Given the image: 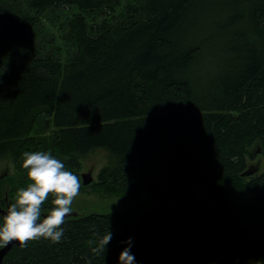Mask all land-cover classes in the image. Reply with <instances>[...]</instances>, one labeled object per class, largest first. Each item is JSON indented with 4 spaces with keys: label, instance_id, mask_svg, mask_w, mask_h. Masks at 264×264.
<instances>
[{
    "label": "trees",
    "instance_id": "1",
    "mask_svg": "<svg viewBox=\"0 0 264 264\" xmlns=\"http://www.w3.org/2000/svg\"><path fill=\"white\" fill-rule=\"evenodd\" d=\"M6 1L0 158L21 171L0 173V209L31 183L23 153L43 147L73 174L90 150L108 149L116 163L93 187L146 191L158 206L66 217L59 243L14 244L1 264H120L129 238L135 264H264V169L241 175L257 154L264 160V0H29L28 10ZM49 9L71 15L57 24L74 50L65 62L35 38ZM41 116L52 125L46 141ZM197 185L218 212L190 201Z\"/></svg>",
    "mask_w": 264,
    "mask_h": 264
},
{
    "label": "rangeland",
    "instance_id": "2",
    "mask_svg": "<svg viewBox=\"0 0 264 264\" xmlns=\"http://www.w3.org/2000/svg\"><path fill=\"white\" fill-rule=\"evenodd\" d=\"M28 1L29 0H7L6 3H13L12 6L15 7V9L28 10ZM68 16L71 15L67 11H53L52 9H49L48 13L44 12L43 14V17L45 18H41L35 26V38L42 50L49 53L54 51L57 52L56 57L64 62L72 57L74 50L72 51L69 42L67 43V41H64L68 34L67 31L64 32L62 22L59 26L57 24L62 17L63 21ZM83 16L88 17V19L97 18V15L95 14H88L87 16L84 14ZM210 53L211 52L208 49L203 52L198 64L194 68L195 74L204 73L210 58ZM51 128L52 125L49 118L42 116L39 117L36 123V131L39 133V138H41V140L46 141L48 139L50 134L47 133ZM42 149V152L51 154V152L47 151L46 147H43ZM116 160V156L111 151L101 147L94 148L90 150L86 156L79 158L80 167L74 174L80 177V194L74 199L72 212L67 217H75L88 212H128L137 208L147 210L158 206V204H155L149 198L146 191H141L134 196L126 197L122 195H109L93 187V183L97 180V173L99 170L103 167L113 166L116 163ZM257 161L258 168H260L259 172H261L264 169V160L260 154H257L253 160H249L247 163H256ZM20 171L19 168H16L15 163L9 156L0 158V173L16 174ZM87 172L91 173L93 182L88 185H83L81 174ZM23 187L26 188L27 186ZM191 200L195 201L198 208L213 212H218L219 210L212 196L208 191L203 189L202 186L197 185L195 187L190 201ZM177 202H180V199L170 197L166 204L172 206Z\"/></svg>",
    "mask_w": 264,
    "mask_h": 264
},
{
    "label": "clouds",
    "instance_id": "3",
    "mask_svg": "<svg viewBox=\"0 0 264 264\" xmlns=\"http://www.w3.org/2000/svg\"><path fill=\"white\" fill-rule=\"evenodd\" d=\"M22 167L27 169L31 183L17 191L16 200L10 205L0 224V249L14 241L26 247L29 241L39 238L59 243L64 235L61 227L72 212L74 199L80 194V177L65 169V164L45 152H24ZM53 196V207L43 216V205ZM43 216V218H42ZM112 238L110 231L100 241L105 250ZM128 247L119 255L120 264H135L131 253V238Z\"/></svg>",
    "mask_w": 264,
    "mask_h": 264
},
{
    "label": "water",
    "instance_id": "4",
    "mask_svg": "<svg viewBox=\"0 0 264 264\" xmlns=\"http://www.w3.org/2000/svg\"><path fill=\"white\" fill-rule=\"evenodd\" d=\"M257 152H259V150H257ZM258 170V162L257 164H252V165H249L244 172H242V176H249V175H252L254 174L255 172H257ZM81 178H82V184L83 185H88L90 184L92 181H93V178H92V175L90 172H87V173H82L81 174ZM141 207V206H140ZM0 213L4 216L5 214H7V211H4L2 209H0ZM47 214H44L43 216H46ZM19 245L18 242L14 241L12 244H9L7 247L3 248V249H0V264L2 262V259L4 257V255L7 253V251L14 245Z\"/></svg>",
    "mask_w": 264,
    "mask_h": 264
}]
</instances>
